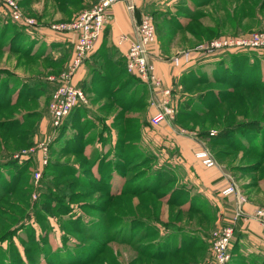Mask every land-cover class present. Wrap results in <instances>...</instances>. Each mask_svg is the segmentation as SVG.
<instances>
[{"label":"rangeland","instance_id":"rangeland-1","mask_svg":"<svg viewBox=\"0 0 264 264\" xmlns=\"http://www.w3.org/2000/svg\"><path fill=\"white\" fill-rule=\"evenodd\" d=\"M16 1L18 20L7 1L0 0V264H211L214 232L233 225L236 233L248 198L262 199L256 209L264 207V47L211 52L197 46L264 35V0H155L141 17L152 18L153 45L163 48L154 55L170 63L172 73L180 72L177 82L165 85L172 88L177 112L166 125L193 141L195 157L208 151L214 167L227 175L226 187L235 188L227 196L223 188L213 199L198 193L176 141L162 142L166 135L156 131L160 140L144 141L139 153L133 151L144 118L139 114L142 102L123 113L128 143L116 171L112 161L103 169L100 157L81 156L68 129L63 144L51 145L48 163L42 164L47 155L39 144L56 129L49 109L54 86L45 91L34 84L68 67L76 41L69 43L65 37L71 32L52 26L71 22L98 0ZM186 56L193 58L191 63L174 64ZM100 68L110 70L105 79L98 76L103 79L96 86L99 92L88 94L95 117L71 126L81 128L91 143L102 120L96 112L99 101L105 102V114L112 115L133 98L130 84L119 85L124 76L116 74L120 67L106 60ZM30 79L33 87L26 89ZM116 89L121 92L115 94ZM150 91L156 106L161 97ZM88 109L82 117L91 116ZM122 186L126 192L119 194ZM131 189L136 191H127ZM227 198H233L232 217L216 203L226 206Z\"/></svg>","mask_w":264,"mask_h":264},{"label":"crops","instance_id":"crops-1","mask_svg":"<svg viewBox=\"0 0 264 264\" xmlns=\"http://www.w3.org/2000/svg\"><path fill=\"white\" fill-rule=\"evenodd\" d=\"M154 2L155 0H137L136 7L132 11L128 10L126 4L124 3H118L114 5L110 10L112 20L107 24L103 34L99 38L96 44L95 52L87 58L84 65L79 69L77 74H75L73 79L74 84L77 87L84 89L87 97L88 94L89 97H91L92 94L94 95L96 92H99V89H101L96 87L102 84L99 83L98 80H103L99 79L98 76L100 75L105 79L108 75L107 72L110 69L102 70L100 68L104 61L107 60L112 65L120 67L119 69L117 68L116 74H123L124 76H122V82L119 83V85L126 84L127 86L128 84H130L132 86L131 92L133 98L129 100V103L127 101V105L123 104L117 107L116 111L112 115L105 114L106 108L104 106V101L101 100L99 101L100 103L98 102L100 105L96 109V112L98 118H102V120L101 123H98L96 127L98 131L96 133L97 139H95V141L92 143L88 142L87 134H84V136L81 135L80 131H82V129L80 128L78 130L76 128L77 125L71 128V126L73 125L72 122L78 123L79 121L77 120H80V122L88 121L95 117V114L92 113L91 110L93 108L95 109V107L90 105L89 99L88 103L82 104L77 107L65 122H69L68 130L74 141H76L75 145H78L77 142H80V146L83 147V155L89 157L90 159L96 158L97 156L100 157V159H105V161L111 160L113 162H118V160H122V146L127 142V138L125 137L123 132V113L127 115L128 111L131 108H135L140 102H142L141 107L143 108V110L140 111L139 114H141L142 116L143 112L145 119L141 118V120L143 121H140L139 119V124L141 125L140 127H138V129L140 128V136L138 137V142L132 144L134 149L133 151L137 149L138 152H140L142 145H144V141L154 142L155 140H160V138L155 137L156 131L161 133L162 136L166 135V138H161L160 141L171 143L174 140L178 143L180 151L182 153L181 161L182 163L185 162L184 166L187 168V171H193L191 172L192 176H194L193 182L195 184V187L198 188V193L201 192L202 194L208 196L210 199L217 198V195H222L220 191H222V189L226 187L228 182V177L225 172L222 171L219 167L208 168L200 163V161L192 152V148L194 150V148H196V145L194 147L192 146L193 141L189 137L182 136L177 133V131H173L171 128H169V125H166V123H163L158 127L154 126L150 122V119L151 116L157 111V107L150 104L152 103V93L150 91L151 87L145 85L144 83L140 84L139 82H136L134 80L127 79L128 75L125 68L129 41H125L120 44L118 42L119 37L121 35H126L129 38H133L136 34V26L140 23L142 15L146 13L148 9H151V7L154 5ZM65 38L69 43H73L75 39L74 33L66 34ZM9 42H11V40ZM59 44L62 43L59 42ZM6 48L9 49L10 45L7 44ZM150 48V60L155 64L157 73L163 78L165 85H173L174 82L178 81L180 72L175 71V73H172L173 67L171 66V64L158 59L157 56L154 55V53L160 52L161 49H163L162 47L158 49L153 45ZM186 74L188 75V73ZM109 76L113 78L115 77V74L109 72ZM186 78L187 77H184V79ZM114 91L115 94H119L121 92L120 90L117 91V89ZM94 99L95 98L92 99V102ZM89 107L90 109L88 110L91 113V116H88L86 118L82 117L83 114H85L86 109ZM82 110L84 111L82 112ZM168 128L171 129L172 132H170ZM149 131L152 136L148 135ZM79 132L80 135L78 134ZM60 143L63 144V142H60V140L57 139L56 143L54 144L58 146ZM72 151L78 152L74 150ZM119 188L120 186H118L116 192L119 190ZM255 198L260 199V197L258 196ZM227 199L229 200V202L227 200L226 206H223L221 204L219 205L218 200H216V203L221 207V212H224L226 216L232 217L234 209V204L232 202L233 198ZM260 200L261 201H254L251 199L249 200L248 198L247 203L245 204L246 217L242 218L237 224V232L235 233L234 239V258L232 262H230V264H252L253 262L257 264H264V230L260 226L259 222L251 217V214L254 212L256 207L263 202L262 199ZM207 237L209 238V235Z\"/></svg>","mask_w":264,"mask_h":264},{"label":"built area","instance_id":"built-area-1","mask_svg":"<svg viewBox=\"0 0 264 264\" xmlns=\"http://www.w3.org/2000/svg\"><path fill=\"white\" fill-rule=\"evenodd\" d=\"M13 9V17L20 18L19 5L16 0H6ZM137 0H98L89 8L81 11L74 20L67 23L54 24L53 29L74 33L76 41L74 44L73 59L68 67L59 76H50L49 80L58 83V87L53 92L50 102V114L53 126L56 128L54 133L48 136L46 141L39 144L44 155L49 154L52 143L58 137L57 129L71 116L73 111L82 104L88 103V97L84 89L77 87L73 79L84 61L95 52L96 44L103 34L105 27L112 20L111 8L118 4H126L128 10L135 9ZM19 12V13H18ZM29 23H33L30 20ZM156 29L152 18L145 16L136 26V34L133 38L121 35L118 42L121 44L129 41V48L126 59V69L130 75L138 78L142 83L151 87L153 91L160 95L157 102V111L151 116V123L158 127L163 123H171L176 118V109L171 103L172 88L165 86L163 78L157 73L155 64L150 60V47L156 41ZM264 47V35L254 33L243 38L215 39L203 45L197 46L199 50H235L241 48ZM193 58H175L174 64L182 66L191 63ZM181 64V65H180ZM153 106L154 102L151 103ZM196 158L201 163L212 168L215 165L213 157L206 150L196 153ZM48 155L43 156L42 164L47 165ZM41 173H36L39 178ZM235 191L233 185L223 189V195H230ZM264 230V207L257 208L253 214ZM235 239V229L233 225L224 226L214 232L212 236L213 260L211 264H230L233 260V247Z\"/></svg>","mask_w":264,"mask_h":264},{"label":"trees","instance_id":"trees-1","mask_svg":"<svg viewBox=\"0 0 264 264\" xmlns=\"http://www.w3.org/2000/svg\"><path fill=\"white\" fill-rule=\"evenodd\" d=\"M8 20H9V18H8ZM3 32H6V31H5V30H2V33H3ZM15 38H17V36H14V37H13V40H14ZM13 40H11L12 43H13ZM11 47H13V44L11 45ZM125 70H126V72H127V69H126V68H125ZM127 75H128L127 78H130L131 76H133V75H130L128 72H127ZM216 78H217V79H216L217 81H218V79H220V80H222V79H225V80L229 79V78L226 79V78H221V77H216ZM194 79H195V80H197V79L200 80L201 78H199V77L197 78V77H196V78H194ZM33 80H34V79L25 80L26 83H27V85H26V87H25L26 89H27V88L30 89V88L33 87V83H32ZM47 80H48V81H47ZM47 80H46L45 82H43V83H37V81H35L36 84H34V87H35V88L39 87V89H41V90H45V91H46V90H48V89L51 87V85H52V86H54V89L52 88L50 92L55 91V89H56L57 86H58V83H57V82H53V81H51V80H49V79H47ZM133 80H134V79H133ZM139 81H140V80H139ZM139 81H137V82H139ZM203 81L206 82V81H211V80H206V79H205V80H203ZM140 82H141V81H140ZM141 83H142V82H141ZM40 84H41L42 86H41ZM40 87H42V88H40ZM7 88H9V86L5 87V91L7 90ZM37 91H39V90H37ZM21 93H24V90H21V91H20V94H21ZM68 123H69V122H65V121H64V123L61 125V127H59V128L57 129V131H58V136H59V138L57 137V139L60 140V139L63 137V135L66 133V131H67V129H68V126H69ZM57 139L55 140L54 143H56ZM82 140H83V138H82ZM214 141H215V140H214ZM54 143H52V145H53ZM64 143H65V146L68 144V142H66V140L64 141ZM77 143H78V145H75V146L78 147V149H77V150L79 151L78 153L81 154V156H83L85 159H87V158H86L87 156L83 155V153H82V151H83V147L80 146V142H77ZM69 145H70V143H69ZM135 151L138 152L137 149H135ZM260 152H263V148H261V151H260ZM138 153H139V152H138ZM263 155H264V152H263ZM85 159H84V160H85ZM92 159H95V158H92ZM90 160H91V159H90ZM110 161H111V160H110ZM105 163H106L105 159H100V160H99V165H98V167H99V168L102 167L103 169H106V168H105V167H106ZM117 163H118V162H113V161H112V165H113L112 170H113V172L116 171L115 169H117ZM46 167H47V166H46ZM109 176H110V175H109ZM162 176H163V174H162ZM111 177L113 178V176H111ZM160 186H163V185L161 184ZM160 186H159V187H160ZM125 189H126V188L122 186V190H121V192H120L119 194H122L123 192H126V191H124ZM157 189H158V188H157ZM127 191H136V190H132V189H131V190H127ZM153 191H154V190H153ZM153 191H152V192H153ZM153 193H154V192H153ZM115 194H116V192H115ZM192 203H193V202H192ZM179 242H180L181 244L183 243V241H179ZM176 248H177V250H181V249H182V245H180V246H176ZM176 248H175V249H176ZM172 249H173V248H171V250H172ZM171 250H170V251H171ZM172 251H173V250H172ZM234 252H235V251H234V247H233V254H234ZM252 264H257V263H254V262H253Z\"/></svg>","mask_w":264,"mask_h":264}]
</instances>
